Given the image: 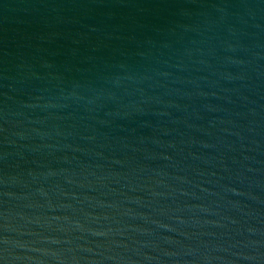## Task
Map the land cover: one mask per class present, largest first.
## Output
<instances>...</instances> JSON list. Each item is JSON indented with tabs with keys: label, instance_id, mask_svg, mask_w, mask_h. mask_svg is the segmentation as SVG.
Wrapping results in <instances>:
<instances>
[{
	"label": "water",
	"instance_id": "obj_1",
	"mask_svg": "<svg viewBox=\"0 0 264 264\" xmlns=\"http://www.w3.org/2000/svg\"><path fill=\"white\" fill-rule=\"evenodd\" d=\"M0 264H264V0H0Z\"/></svg>",
	"mask_w": 264,
	"mask_h": 264
}]
</instances>
